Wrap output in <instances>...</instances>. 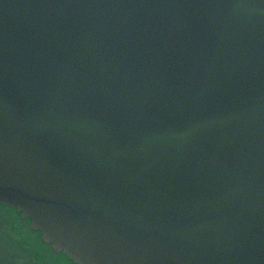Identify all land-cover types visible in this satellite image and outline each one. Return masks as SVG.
Returning <instances> with one entry per match:
<instances>
[{
	"label": "water",
	"instance_id": "95a60500",
	"mask_svg": "<svg viewBox=\"0 0 264 264\" xmlns=\"http://www.w3.org/2000/svg\"><path fill=\"white\" fill-rule=\"evenodd\" d=\"M0 202L77 264H264V0H0Z\"/></svg>",
	"mask_w": 264,
	"mask_h": 264
},
{
	"label": "rangeland",
	"instance_id": "374dc122",
	"mask_svg": "<svg viewBox=\"0 0 264 264\" xmlns=\"http://www.w3.org/2000/svg\"><path fill=\"white\" fill-rule=\"evenodd\" d=\"M0 212H2V216L0 218L1 219H5L6 216H9L8 219H10L12 222V215L9 213L10 210L5 211L4 208H0ZM15 217V216H14ZM8 223L9 225L11 223ZM24 224V223H23ZM9 225L7 226L8 230H9ZM24 227V228H23ZM25 224L24 226H21L22 229H25ZM6 234H2V238L4 240H2V242L0 243L4 249V254L7 257V262H3L1 264H43L41 261V258L38 257V254L36 251L32 250V245L29 243V240L26 238L27 236H25V238H22L21 234L17 233H8ZM29 237V235H28ZM30 238V237H29ZM1 239V238H0ZM45 264H48L45 262Z\"/></svg>",
	"mask_w": 264,
	"mask_h": 264
},
{
	"label": "flooded vegetation",
	"instance_id": "af4514ba",
	"mask_svg": "<svg viewBox=\"0 0 264 264\" xmlns=\"http://www.w3.org/2000/svg\"><path fill=\"white\" fill-rule=\"evenodd\" d=\"M16 210V208H15ZM17 211V210H16ZM18 212V211H17ZM20 214V213H19ZM11 224L9 225L8 223H1L0 224V243L2 242V240H4L2 238V234H6L7 235V226L9 225V228H14V229H18V228H21V226H24L23 223H25V228L27 229V231H30V232H33L32 230H30V222L28 223V221L26 219H23V218H15V219H12V222H10ZM28 223V224H27ZM29 226V227H28ZM24 228V227H23ZM29 237H33V242L38 239L39 240V237L41 238V236H37V234H34V235H29ZM27 236V239L29 240V243H33L32 240ZM43 241V240H42ZM41 239H40V243L47 251V255L50 256V258L52 260H50V262H46L44 261L45 259H42V263L45 264L48 263V264H76L75 262H73V260L69 257V255L61 250L59 251H56L52 248L51 244L47 243V242H42ZM38 245V244H37ZM36 246V245H35ZM6 248V247H5ZM3 246L0 244V254H4V249ZM37 249V248H36ZM32 250H33V247H32ZM38 253V249L36 250ZM40 258V257H39ZM57 258V261H53V259H56Z\"/></svg>",
	"mask_w": 264,
	"mask_h": 264
},
{
	"label": "bare ground",
	"instance_id": "6f19581e",
	"mask_svg": "<svg viewBox=\"0 0 264 264\" xmlns=\"http://www.w3.org/2000/svg\"><path fill=\"white\" fill-rule=\"evenodd\" d=\"M0 208H4V210L5 211H7V210H10V214L12 215V217H11V219H14L13 217L15 216V217H17V216H19L20 214V212H17V211H15V208H11V207H9V205H7V204H4V203H1L0 202ZM2 212H0V218H1V216H2ZM9 217L8 216H6L5 217V219L3 218V219H1L0 220V224L1 223H9L11 220L10 219H8ZM27 221H28V219H26ZM19 233V234H21L22 236V238H25V236H28L29 235V232L27 231V230H25V229H22V228H18V229H12V228H9V230H8V233ZM23 233H24V235L25 236H23ZM27 238V237H26ZM31 244V243H30ZM38 248H40L39 246H38ZM44 261H46V262H50V260H52L51 258H50V256L49 255H47V256H44ZM53 261H57V258L56 259H53ZM3 262H7V257L5 256V254H0V264L1 263H3ZM4 264H6V263H4Z\"/></svg>",
	"mask_w": 264,
	"mask_h": 264
},
{
	"label": "trees",
	"instance_id": "16d2710c",
	"mask_svg": "<svg viewBox=\"0 0 264 264\" xmlns=\"http://www.w3.org/2000/svg\"><path fill=\"white\" fill-rule=\"evenodd\" d=\"M13 218L15 219V217H13ZM25 230H26V228H25ZM29 235H33V234L29 233ZM30 239L33 241V237H30ZM34 242H36L38 244V246L40 247V248H38V251H39V254L42 256L41 260L44 259V256H47L46 249L40 244V241L38 239H36Z\"/></svg>",
	"mask_w": 264,
	"mask_h": 264
}]
</instances>
